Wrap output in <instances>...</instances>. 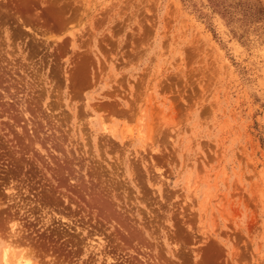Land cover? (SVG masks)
Listing matches in <instances>:
<instances>
[{"label":"rangeland","instance_id":"374dc122","mask_svg":"<svg viewBox=\"0 0 264 264\" xmlns=\"http://www.w3.org/2000/svg\"><path fill=\"white\" fill-rule=\"evenodd\" d=\"M223 1L0 0V264H264V0Z\"/></svg>","mask_w":264,"mask_h":264},{"label":"trees","instance_id":"16d2710c","mask_svg":"<svg viewBox=\"0 0 264 264\" xmlns=\"http://www.w3.org/2000/svg\"><path fill=\"white\" fill-rule=\"evenodd\" d=\"M213 3V7L215 9H220V13L225 17H230L229 21L232 20V17H234V11H230L229 9H225V4L223 0H210ZM247 4V10H245L243 7L240 8L241 15L247 20H254L256 23L262 24L264 26V8L258 5H250V3ZM224 7V8H222ZM237 10V7H235ZM239 12V10H237Z\"/></svg>","mask_w":264,"mask_h":264},{"label":"bare ground","instance_id":"6f19581e","mask_svg":"<svg viewBox=\"0 0 264 264\" xmlns=\"http://www.w3.org/2000/svg\"><path fill=\"white\" fill-rule=\"evenodd\" d=\"M9 247H11V246H9ZM9 247L4 248V251H3L2 256H3L4 264H32V262L30 260L31 258L29 259V257H28L29 255L26 256L23 253H15V251H10ZM11 249H12V247H11ZM15 249H16V247H15ZM27 254H29V253H27Z\"/></svg>","mask_w":264,"mask_h":264}]
</instances>
